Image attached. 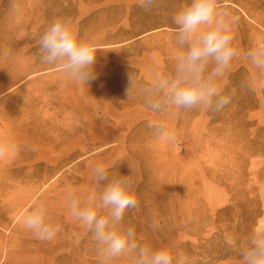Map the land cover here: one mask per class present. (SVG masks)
I'll list each match as a JSON object with an SVG mask.
<instances>
[{"label": "rangeland", "instance_id": "374dc122", "mask_svg": "<svg viewBox=\"0 0 264 264\" xmlns=\"http://www.w3.org/2000/svg\"><path fill=\"white\" fill-rule=\"evenodd\" d=\"M238 25L241 53L264 42V0H220ZM191 0H0V139L19 145L0 160V264H100L92 233L70 216L66 196L99 195L93 169L127 176L137 206L121 228L185 264H241L227 241L264 230V86L243 55L218 83L230 103L149 111L137 83L174 74L181 51L174 15ZM56 17L97 47L87 85L40 61L38 40ZM247 84L248 86H245ZM174 134L163 142L149 125ZM107 183L102 182L101 187ZM60 225L41 241L23 226L37 205ZM111 264H132L121 257Z\"/></svg>", "mask_w": 264, "mask_h": 264}, {"label": "clouds", "instance_id": "9594fccd", "mask_svg": "<svg viewBox=\"0 0 264 264\" xmlns=\"http://www.w3.org/2000/svg\"><path fill=\"white\" fill-rule=\"evenodd\" d=\"M155 4L156 0H139V7L144 10ZM238 20L220 0H191L173 17L177 26L175 40L181 50L175 57L174 74L157 75L147 84H138L131 74L126 89L128 99L136 88L145 107L153 113L164 112L169 107L201 106L220 111L230 103L231 96L222 94L218 81L233 59L241 55L257 70L258 83L264 86V42L241 53L233 44ZM38 46L41 63L58 65L67 78L85 85L95 79L97 47L93 41L78 37L70 17H56L40 36ZM149 127L158 140L174 141V134L164 126ZM18 151V144L0 139V160ZM109 175L106 167L97 165L93 180L100 189L99 195L81 197L69 192L66 196L70 216L92 233L100 264H111L121 257H131L132 264H174L170 250H153L138 243L134 229L118 227L125 212L135 208L138 201L127 176L109 179ZM23 226L41 241L52 240L60 230L59 224L51 222L48 208L43 204L35 206L23 218ZM227 243L238 249L241 264H264V230H254L246 240L229 239ZM175 264H185V258H175Z\"/></svg>", "mask_w": 264, "mask_h": 264}]
</instances>
